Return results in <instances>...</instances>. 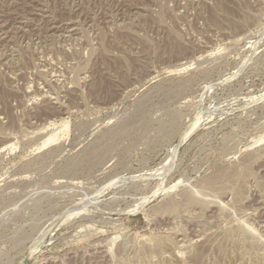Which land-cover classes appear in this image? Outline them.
<instances>
[{
  "label": "rangeland",
  "instance_id": "374dc122",
  "mask_svg": "<svg viewBox=\"0 0 264 264\" xmlns=\"http://www.w3.org/2000/svg\"><path fill=\"white\" fill-rule=\"evenodd\" d=\"M0 264H264V0H0Z\"/></svg>",
  "mask_w": 264,
  "mask_h": 264
},
{
  "label": "bare ground",
  "instance_id": "6f19581e",
  "mask_svg": "<svg viewBox=\"0 0 264 264\" xmlns=\"http://www.w3.org/2000/svg\"><path fill=\"white\" fill-rule=\"evenodd\" d=\"M53 124H54V123H53ZM63 130H65V132L63 131L64 133H67V132H66V129H63ZM67 130H68V128H67ZM61 132H62V131H61ZM56 134H57V133H55V134L53 133V135H56ZM62 134H63V133H62ZM53 135L51 134V136H53ZM51 136H50V137H51ZM58 136H59V135L57 134L56 138H57ZM51 138H52V137H51ZM58 138H59V137H58ZM58 138H57V139H58ZM49 139H50V138H49ZM49 139H48V140H49ZM57 139H55V136H54V139L52 138L51 140H55V142H56ZM47 142H49V141H47ZM51 142H52V141H51ZM51 142H49V143H51ZM53 142H54V141H53ZM83 206H84V205H83ZM83 206H82V207H83ZM82 207L80 206V209H81ZM78 209H79V208H78ZM80 209H79V210H80ZM82 210H83V209H82ZM85 211H86V210H85ZM78 212H79V211H78Z\"/></svg>",
  "mask_w": 264,
  "mask_h": 264
}]
</instances>
